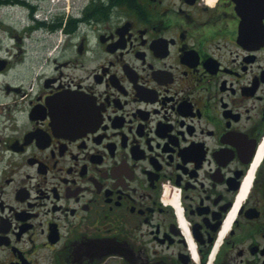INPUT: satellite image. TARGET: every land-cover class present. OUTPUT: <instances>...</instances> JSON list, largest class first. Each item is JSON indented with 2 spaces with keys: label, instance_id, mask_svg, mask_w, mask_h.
<instances>
[{
  "label": "flooded vegetation",
  "instance_id": "flooded-vegetation-1",
  "mask_svg": "<svg viewBox=\"0 0 264 264\" xmlns=\"http://www.w3.org/2000/svg\"><path fill=\"white\" fill-rule=\"evenodd\" d=\"M0 264H264V0H0Z\"/></svg>",
  "mask_w": 264,
  "mask_h": 264
},
{
  "label": "bare ground",
  "instance_id": "bare-ground-1",
  "mask_svg": "<svg viewBox=\"0 0 264 264\" xmlns=\"http://www.w3.org/2000/svg\"><path fill=\"white\" fill-rule=\"evenodd\" d=\"M174 197V196H173ZM174 198H176V197H174ZM177 201V200H176ZM176 204V203H175Z\"/></svg>",
  "mask_w": 264,
  "mask_h": 264
}]
</instances>
